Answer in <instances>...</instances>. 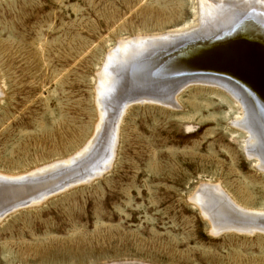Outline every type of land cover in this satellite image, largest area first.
Listing matches in <instances>:
<instances>
[{
  "label": "rangeland",
  "instance_id": "1",
  "mask_svg": "<svg viewBox=\"0 0 264 264\" xmlns=\"http://www.w3.org/2000/svg\"><path fill=\"white\" fill-rule=\"evenodd\" d=\"M204 1L0 0V176L70 162L44 201L25 206L30 199L13 194L0 204V264H264V231L217 233L194 200L201 186H218L246 212L264 213V168L248 154L246 128L255 118L264 133V0L256 15L240 5L208 15L206 30ZM175 31L184 36L156 60L166 66L152 68L168 79L153 72L151 89L140 86L150 97L123 88L130 99H100L105 68L116 69L115 87L127 80L130 64L107 65L120 44ZM183 81L176 106L158 97ZM121 104L109 168L61 189L110 155ZM92 141L100 149L71 167Z\"/></svg>",
  "mask_w": 264,
  "mask_h": 264
},
{
  "label": "bare ground",
  "instance_id": "2",
  "mask_svg": "<svg viewBox=\"0 0 264 264\" xmlns=\"http://www.w3.org/2000/svg\"><path fill=\"white\" fill-rule=\"evenodd\" d=\"M261 2H260V0H205L204 1V4L205 3L209 4V7H207L208 5L202 7V12H201L202 13V19H201L202 25H203V27L206 30V26H207V25H205L206 20L208 21V20H210L209 18H211L208 15H210L212 13H218V16H224V14H226V13L228 14V12L231 11L230 9L232 7L235 8V6H237L236 8H238V5L242 6L243 8H249L251 10L253 9V11H254L253 13H254V15H256V14L259 13L258 10L260 8H262ZM233 3H235V4H233ZM262 4H264V3L262 2ZM256 12H258V13H256ZM262 12H264V9H263ZM228 15H230V14H228ZM226 19H223V20H226ZM212 26H214V25H212ZM214 27H212V28L214 29ZM208 29L210 30V28H208ZM216 30L217 29H215V31ZM200 33L203 34V32H200ZM194 34L195 33H193L191 36L193 37ZM221 34H223V33H221ZM182 35H183V31H177L176 33H170V34L168 33L167 35L162 36V37L161 36L160 37H153L154 39L153 38H148V39H141L140 38V39H137V41H134V39H133V41H130L129 40L130 42L129 41L128 42L126 41V43H123L122 45L120 44L118 46V48H119L118 51H116L115 53L112 54V56L109 58V60L107 62V65L110 66V64H112V65L115 64V66H118V65L123 66V64H126V63L130 64L131 66H129L127 68V71L124 68V71L127 74V80H125V82L123 81L124 83H121V86H122L121 88L119 86L115 87L113 85V82H114V78H115L114 77V73H116V69H115V72H112V71H110L111 68L108 69V67H107V70H105L106 69L105 68L104 71H103L104 72L103 75L101 74V77H100L101 78V82L103 83L102 84V88L101 87L100 88H101V90L105 88L106 89V92H102L103 90L101 92H99L100 99H102L103 97L105 98V96H106L107 98H109V101H110L111 95H113V97H114V95H116V98H117L118 96H120L123 88L125 89V91L127 89H130V88L133 89L134 88L133 95L136 94V93H142L144 95H142L141 97H150V96L147 95V91H143V89L140 90V86L142 87V83H147V80H145V79L149 78L150 75H148V74H151L153 72L155 74L158 73L156 75L157 77L162 76V77H164V78L166 77V79H168V77H169L168 75L169 74H167V75L166 74L165 75L162 74L161 75V72L159 73V69H161V68H156V69H152V68L155 67V66L161 65V64L163 65V67H164V64L166 66L167 63H163V62H161L160 64L157 65L156 60L158 58L160 60V58L163 55L171 53V49H173V46L171 44L172 43H177V41L182 38ZM197 35H199V33ZM208 35H209V33H208ZM128 59L130 61L125 62ZM151 63H153V64H151ZM155 63H156V65H155ZM149 65H151V66H149ZM190 73H192V72H190ZM130 76H134L133 77L134 78L133 81H135V82H133L132 80L129 79ZM194 76H196V75H194ZM194 76L191 77L190 79H193V78L194 79H197ZM201 76H203V75H201ZM125 83H126V85H125ZM182 83H184V84H182ZM182 83H180L177 88H174L172 90H170V89L167 90L166 89L165 93L164 94H160L158 97L159 98L162 97L164 103L165 102H166V104L169 103L173 107L176 106V104H177L176 97L178 96L179 92H181L182 90H184L185 86H187L185 81H183ZM105 84H106V86H105ZM130 84H132V85L129 87ZM124 85H125V87H123ZM148 85H143V86L147 87ZM134 86H136V87H134ZM151 87L152 86L149 85L147 88L150 90ZM228 88L230 89L231 87H228ZM138 89H139V92L137 91ZM256 89H258V88H256ZM232 93H234V92H232ZM125 94L126 93H124V94H122L120 96L124 101L130 99L131 96H132V95L131 96H128L127 95V97H126ZM246 94H243V95L246 96ZM138 97H140V96H138ZM246 98H244L245 99V102H246ZM248 98H249V96H248ZM251 99H253V97H251ZM238 100H239V98H238ZM240 100H241V98H240ZM253 101L255 102V100H253ZM103 103L104 102H102V104ZM99 104H100V102H99ZM242 106H241V108H242ZM104 107H105V109H103L104 111H102L103 112L102 113V116L107 119V117H109L110 114L108 113L107 107L105 105H104ZM101 108H102V105H101ZM126 108H127L126 105H122V104L119 105L118 110H117V111H119V113H117L118 114V117L113 120V123L111 124V123L107 122V120L105 121L106 122V129L108 128V125L111 124V127H112L111 130L114 133L113 136L111 137L112 140L109 141L110 143H109V146H108V150L109 149H110L109 151L112 150L111 153H110V155L108 154L109 155L108 157L105 156V158L100 163V165L92 168V170L90 171V173L88 175H85V176H83L81 178L78 177L79 179L78 178H75V179L73 178V182L74 183L72 182V183H62V184H60V186H61L60 188L61 189H66V187H68V186H71L72 187L73 184L75 185V183L84 182L83 180L88 179V178H91V179L92 178H95L99 172H102V171L106 170L107 168H109L108 165H110V162L112 161L111 160V157H113L115 155L114 154L112 156V152H113V147H114V144H115V137H116L115 134L117 133V126L119 124V121L122 118V115L124 114V109H126ZM251 108H252V105H251ZM243 110H244V113L243 114H246V116H248L250 118V121H251V119H253V117H254L253 115H256V112L255 111H252V109H250L249 103H247V104L244 103ZM257 121L258 120L255 121V118H254V122L255 123L253 124L251 122L249 125L246 126V128L251 132L249 134L250 137H249L248 144H247V146H248V150L247 151H248V154L250 155V157H254V156L256 158L259 157L260 160L257 159V161H259L261 163V165H262L261 168H264V161L261 160L262 159L261 158L262 156L261 157L259 156V154L262 153L261 147L264 146V133L262 134V132L260 130V127L257 124L258 123ZM107 123H109V124H107ZM239 123H237V124H239ZM245 123H247V122H245ZM260 126H262V125H260ZM106 129L104 128V130H106ZM103 134H104V132H103ZM96 136H97V134H96ZM101 136H102V134H99V136L97 137L96 141H94V142L95 143L98 142ZM95 143L93 145L94 147L92 146L91 149L89 148L88 151L90 153L88 152L89 154H86L85 157L83 156V158L81 160L77 161V159L80 158V157H77V158L74 157V158L68 160L67 162H69V161H73L74 162L73 165H71V167L75 168L78 164L80 165L81 163H83L84 162V159H86L88 156H90V155L92 156V154L96 153L97 152L96 150L99 148V146L96 148L97 144H95ZM262 148L264 149V147H262ZM78 156H80V155H78ZM91 156L89 157V159L91 158ZM67 164L68 163H66V162L56 163V164H54V165H52L50 167H47V168L45 167V169H43V170H40V171H36L35 170L36 171L35 173H33L31 175H28L26 177L24 176L25 175L24 174L22 178L16 177V179H11V178H5L3 176H0V186H5V187H0V204L6 203L7 200H8V198H12L13 197V194H16V195H14V197H19L20 200H21V202L30 199L28 202H25L26 204H23L25 206L27 204H31L32 202L34 203V202L44 201V199H47V197L49 195V194H46V190L50 186H54L56 184L57 180L60 181V179L62 177H66V175L69 174V172H68V174L67 173L66 174L61 173L63 170L68 169L67 166H70V162H69V165H67ZM81 166H78V167H81ZM71 167H69V168H71ZM84 168H86V164H85V166H83V169ZM36 169H38V168H36ZM71 170H67V171H71ZM76 179H78V180H76ZM10 186H19L20 188L19 189H15L14 191H11ZM26 187H29V188H32V189L31 190L24 191L23 189L26 188ZM57 188H56L55 191L53 190L51 193L54 194L55 192L59 191L60 188H58V189ZM200 189L201 190H199V192L196 194L194 200H196L195 202H197V204L199 205V207L208 215L207 217H209V219L215 224V230H216L217 233H219L221 230H224V232L226 230L227 231L228 230L229 231L230 230L247 231L248 233H251V234L254 233L255 231H262V232L264 231V213H259V212H254V211L253 212H246L241 207H238L237 205H235L233 201H232L233 202L232 203L227 198L228 196L226 195L227 196L226 197L224 195L223 191H221V189H219L218 186L216 187V186H211V185H203V186H201ZM26 194H30V195L27 196ZM15 200H16V198L14 200H11V201H15ZM19 202L20 201H18V200L16 201V203H19ZM37 205H39V204H37ZM3 206H2V208H3ZM3 217H5V216H3ZM255 233H258V232H255ZM244 234H245V232H244Z\"/></svg>",
  "mask_w": 264,
  "mask_h": 264
}]
</instances>
